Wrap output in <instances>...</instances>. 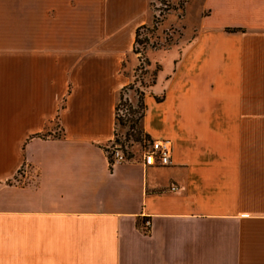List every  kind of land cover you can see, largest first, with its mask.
Masks as SVG:
<instances>
[{
    "label": "crops",
    "instance_id": "1",
    "mask_svg": "<svg viewBox=\"0 0 264 264\" xmlns=\"http://www.w3.org/2000/svg\"><path fill=\"white\" fill-rule=\"evenodd\" d=\"M149 2L0 0V264H264V0H203L149 52L142 126L170 163L110 164Z\"/></svg>",
    "mask_w": 264,
    "mask_h": 264
},
{
    "label": "rangeland",
    "instance_id": "2",
    "mask_svg": "<svg viewBox=\"0 0 264 264\" xmlns=\"http://www.w3.org/2000/svg\"><path fill=\"white\" fill-rule=\"evenodd\" d=\"M202 5L203 0H150L149 20L139 28L137 42L134 44L133 52L137 58L133 59V64H136L132 68V80L120 91L117 101L114 136L105 146L108 154L111 155L117 149L127 160L148 150L150 141L145 139L146 133L142 126L144 92L154 80L156 72L150 62L156 61L155 58L162 54L149 52L189 40L200 17L207 13ZM174 54L167 52L163 59H171ZM47 134L59 135L60 130L52 125L44 136ZM27 169L30 170L29 165L22 164L8 182L20 181Z\"/></svg>",
    "mask_w": 264,
    "mask_h": 264
},
{
    "label": "built area",
    "instance_id": "3",
    "mask_svg": "<svg viewBox=\"0 0 264 264\" xmlns=\"http://www.w3.org/2000/svg\"><path fill=\"white\" fill-rule=\"evenodd\" d=\"M172 153V142L170 139L166 138H157L153 139L150 144L148 150L144 152L145 156H151L157 160L160 165H168L170 163ZM125 161L124 156L117 149H114L111 154V163H119ZM171 190H175L176 187L172 186ZM149 223L146 222V225Z\"/></svg>",
    "mask_w": 264,
    "mask_h": 264
},
{
    "label": "trees",
    "instance_id": "4",
    "mask_svg": "<svg viewBox=\"0 0 264 264\" xmlns=\"http://www.w3.org/2000/svg\"><path fill=\"white\" fill-rule=\"evenodd\" d=\"M138 30H139V28L137 29V31H136V36H135V42H137V35H138ZM152 83H153V81H152ZM151 83V84H152ZM150 84V85H151ZM149 85V86H150ZM118 98H119V96H118ZM143 109H145V105H144V103H143ZM118 110V108H117V104H116V108H115V111H117ZM116 120H117V116H116ZM145 139L147 140V141H150L151 142V139H150V137L146 134L145 135ZM112 140H110V141H108L107 143H110ZM107 143H105V145L103 146V149L107 152V154H108V149H106V144ZM108 159H109V161H111V155L110 154H108Z\"/></svg>",
    "mask_w": 264,
    "mask_h": 264
}]
</instances>
